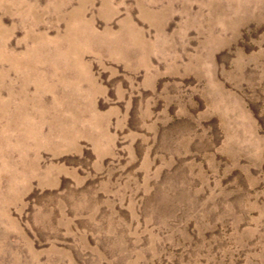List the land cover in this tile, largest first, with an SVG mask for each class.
<instances>
[{"label": "rangeland", "instance_id": "374dc122", "mask_svg": "<svg viewBox=\"0 0 264 264\" xmlns=\"http://www.w3.org/2000/svg\"><path fill=\"white\" fill-rule=\"evenodd\" d=\"M0 264H264V0H0Z\"/></svg>", "mask_w": 264, "mask_h": 264}]
</instances>
